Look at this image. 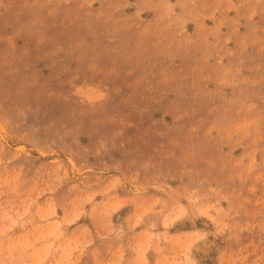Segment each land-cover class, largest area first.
Instances as JSON below:
<instances>
[{
    "label": "rangeland",
    "instance_id": "374dc122",
    "mask_svg": "<svg viewBox=\"0 0 264 264\" xmlns=\"http://www.w3.org/2000/svg\"><path fill=\"white\" fill-rule=\"evenodd\" d=\"M0 264H264V0H0Z\"/></svg>",
    "mask_w": 264,
    "mask_h": 264
},
{
    "label": "bare ground",
    "instance_id": "6f19581e",
    "mask_svg": "<svg viewBox=\"0 0 264 264\" xmlns=\"http://www.w3.org/2000/svg\"><path fill=\"white\" fill-rule=\"evenodd\" d=\"M203 249H204L205 252H208V249H209V248L206 247V246H204ZM205 252H204V253H205Z\"/></svg>",
    "mask_w": 264,
    "mask_h": 264
}]
</instances>
